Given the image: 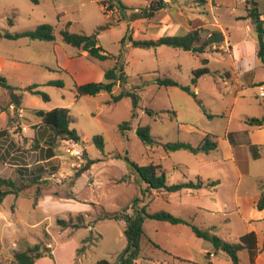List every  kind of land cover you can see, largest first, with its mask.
I'll use <instances>...</instances> for the list:
<instances>
[{
	"label": "rangeland",
	"instance_id": "rangeland-1",
	"mask_svg": "<svg viewBox=\"0 0 264 264\" xmlns=\"http://www.w3.org/2000/svg\"><path fill=\"white\" fill-rule=\"evenodd\" d=\"M101 1H106L105 15ZM107 1L38 0L35 4L30 0H0V36L6 32L15 34L31 31L41 25L53 28L57 42H61L60 32L63 30L88 36L96 33L98 44L118 58L103 62V66L109 70L118 61L123 73L117 74L124 76V82L121 85L117 83L111 95L100 93L93 97L76 98L75 84L69 76L61 80L64 83L62 89H40L48 95L49 101L41 100L45 107L39 110H69L73 121L70 127L81 139L77 144L83 151V157L81 161L68 158L64 154L67 143L58 140L54 158L35 164V156H39L36 153L38 142L29 143L27 139L16 141L12 154L28 156L25 158L29 159L27 163L30 167L11 165L13 169L1 163L0 178L14 182L19 192L18 196L7 195L0 204V264H13L14 253L39 243L42 252L47 254L36 260V264H96L100 260L117 262L127 245L123 234L124 224L103 218L105 214L118 213L125 208H128L127 213H133L129 208L136 198L141 200L139 206H146L149 214L165 211L174 216L184 213L179 207L166 203L161 196L143 197L140 194L141 184L125 158L138 166L150 163L161 165L169 184L177 183L180 174L195 182L196 175H199L196 173L202 168L198 157L187 151L166 152L161 146L149 148L143 145L136 135V129L148 126L152 138L161 144L184 142L197 147L203 140V133L223 136L227 119L223 120L222 115L227 117L232 108L231 127L241 121V114L250 113L259 118L260 113L264 112V96L260 95L258 87L245 88L242 96L236 92L232 72L235 60L228 55L231 51L226 42L202 55L167 46L146 49L133 47L127 42L122 44L128 27L134 40L156 41L164 37H180L195 28L211 30L219 26L227 31L225 35L229 38L234 54L235 45L243 40L241 49L248 55L253 70L250 75L239 77V81H262L264 67L257 56L250 57L252 49L257 47L253 26L250 33L244 21L235 19L246 13L244 1L206 0L202 4L199 0H164L166 7L146 19H135V16L147 10L152 0H121L128 8L126 11H120L117 7L110 9ZM40 44L52 46L53 43L29 39H21L18 43L6 40L0 41V49L11 53L21 52L24 59L31 63L30 70H34L32 65L40 63L34 45ZM66 48L73 50L69 46ZM14 56L18 57L17 54ZM40 59L55 65L51 49ZM204 59L208 61L210 74L200 81L196 95L212 118H208L196 101L180 88L160 87L156 83L157 79L170 78L194 91V87H191L192 72L203 67ZM226 72L232 75L230 79L225 75ZM123 91L139 95L134 119H131L133 106L130 98L125 97L118 102L112 100L113 96ZM33 98L28 93L24 105L27 107L28 101ZM147 111L157 115H149ZM172 113L176 118H172ZM125 122H130V129L122 134L119 127ZM97 136L103 140V151L93 142ZM204 154L200 152L199 156L204 158ZM211 156L207 160H211ZM252 164L255 169L264 168V160L253 161ZM38 166L42 177L35 184L28 182L30 177L19 176L16 170L26 168L25 174L31 176L32 168ZM228 167L233 168L230 164ZM210 168L214 169L201 173L205 176L216 175V168L221 167ZM0 190L13 191V188L3 185ZM220 190V199L225 200L224 203L228 204L226 208L231 210L230 191ZM185 191L170 196L180 195L184 198ZM187 202L193 203L194 200L190 198ZM199 203L205 205L208 211L204 210L196 220L192 218L188 221L200 228L214 226L213 234L228 243H238L235 237L243 231L238 218L223 215L219 210L223 208L214 205V200L208 197ZM78 216L83 217L79 229L62 228L57 224L58 220H63L75 225ZM143 233L141 259L136 264H188L175 260L171 255L191 261L192 264H232L226 255L216 253L208 242L201 241V248L193 244L185 248L183 242L190 244V240H196L188 227H173L148 219L143 223ZM208 252L215 256L207 258ZM239 259L240 264H247V253H239Z\"/></svg>",
	"mask_w": 264,
	"mask_h": 264
},
{
	"label": "crops",
	"instance_id": "crops-1",
	"mask_svg": "<svg viewBox=\"0 0 264 264\" xmlns=\"http://www.w3.org/2000/svg\"><path fill=\"white\" fill-rule=\"evenodd\" d=\"M242 1L246 3L247 0ZM248 1H252L253 3H255L259 9V12L264 13V0ZM260 2H262V4H259ZM246 16L247 12L243 16L235 17V19L238 21H244L247 25L246 28L251 33L252 30L250 29H252V24L250 22V19H247ZM260 18L263 19L262 16ZM217 28H219V30H221L224 35L225 32H227L219 26ZM225 39V42L227 43V46H229L228 48H230L231 51V53L228 55L233 60H235L232 72L235 76L236 92H239V95L242 96L245 92V88L257 87L256 85L263 82L264 79L256 83L252 80L247 81L246 83H241L239 81V77L250 75L253 68L250 64L248 55L244 54L241 49L243 40L235 45L236 54H234V49L232 48V46H230L228 36H226ZM6 40L8 39L0 37V41ZM20 40L21 39L14 40V42L18 43ZM48 43L53 44L52 46H45L43 44H40L39 46L34 45V51H36L38 57L37 60H40V63L38 65H32V67H34V70H30L29 66L31 65V63L24 59V54L21 55V52L11 53L0 49V51H2V53L0 52V77L4 78L6 84L12 88L11 91H8L2 87L0 88V155L6 157L7 163L5 162L3 164H8V168L15 169L14 167H21L22 165L24 167H30V165H28L27 163L29 159L27 158L26 160L25 158L28 156L22 154H12V151L14 150V144H16V141L18 139H27L29 143L38 142L39 149L36 153H38L39 156H35V159L37 160L35 164H41L43 162L45 163L54 158V153L53 155H51V157H47L48 153L46 152V146H43V143L48 139V131L41 127V120L34 113L35 111H38L39 108H44L45 105L41 101L42 99L40 97L33 96L27 90V88L37 85V90H40L41 88L47 87L44 86V84L48 81L54 78L63 80L64 76L71 77L74 84L76 85H83L91 82L98 83L104 80V73L106 70H108V68L103 66V62H98L90 59L87 56L86 52H81L73 47V50H68V48H66V46L68 45L62 44V41L57 42L55 40L54 42ZM50 49L55 58V65H50L49 62H45L40 59V57ZM252 51L253 54L250 55V57L257 56L258 43L257 47L254 50L252 49ZM15 54H17L18 57H15ZM51 75L53 76L50 77ZM225 75L228 79L232 77V75L228 72H226ZM206 76L200 78L196 83L193 89L195 94L197 92V87L200 81L205 79ZM259 88L260 87H258V89ZM225 90H227V87H225ZM28 93L34 98L28 101L26 107L24 105V99L28 95ZM233 111L234 108L229 111L230 113L227 117L222 115L223 120L225 118L227 119V128L225 129L222 137L206 133L202 134L203 138L206 135L214 136L217 139V149L215 151H212L211 153L209 152L208 154H204V158L199 156L200 153L195 155L202 163V168H199L196 173L199 175H196L195 182L197 180H201L204 183L208 181H217L218 184L214 187L201 188L198 190L188 189L184 192V198L180 195L170 196L169 193H158L156 191H152L151 196H161L166 203L175 205L182 209V211L184 210L183 215L174 216L185 220H196L201 212H204V210L208 211L205 205L199 203L201 200L204 201V199L207 197L210 200H214V205H220L223 208L219 209L221 210V213L223 215L235 216L236 218H238L240 225H242L243 231L235 237V240L239 242L244 235L248 233L255 234L257 241L256 255L251 258L248 249H244L241 251L247 253V264H264V168L255 169L253 167L254 164H252L253 161L264 160V125L262 127H254L249 126L245 123V121L249 119H264V112L260 113L261 117L259 118L250 115V113L241 114V121L236 126L231 127L233 126ZM249 145L257 147V153L260 155L259 159L254 160L252 158L249 152ZM209 155H212L211 160H207ZM229 164L232 165L233 168H229ZM11 165H14V167H12ZM213 166L221 167L216 168V175L206 174L205 176V174L201 173L205 171H212V169L214 168L210 167ZM224 166L226 167L223 168ZM1 167L2 165L0 163V168ZM175 169L176 171H178V168ZM179 178L180 179H178L179 181L177 183H185L189 181L193 182L192 180H187L181 174ZM168 185L171 184L168 183ZM220 189L230 191V195L232 197L231 210L226 208V205L228 204L224 203L225 200L222 201L220 199L219 191H222ZM190 198H193V203L187 202V199ZM260 200L262 205L261 209L258 208V202ZM226 202H229V200H226ZM213 211L215 210H211L210 212ZM171 226L187 227L185 225ZM202 229H207L212 233V231L215 230V227L207 226V228ZM195 239L196 240H190V244L183 242L184 247L186 248L193 244L201 248L202 240L197 238ZM208 254H210V256L212 257L215 256L211 252H208ZM172 256L176 258L175 260L192 264L191 261H185L177 256ZM34 264H36V261Z\"/></svg>",
	"mask_w": 264,
	"mask_h": 264
},
{
	"label": "trees",
	"instance_id": "trees-1",
	"mask_svg": "<svg viewBox=\"0 0 264 264\" xmlns=\"http://www.w3.org/2000/svg\"><path fill=\"white\" fill-rule=\"evenodd\" d=\"M33 3L37 4L38 0H30ZM200 3L205 4L206 0H199ZM109 8L112 9L117 7L120 11H126L128 8L124 6L121 0H108ZM102 9L104 15L106 14L104 11V6L106 1H101ZM246 12L247 19H250V22L253 26V30L256 34L257 43H258V51L257 56L260 59L263 67H264V13H260L257 5L252 1L246 2ZM250 5L251 7H249ZM166 7V3L164 0H152L148 6V9L142 11L135 16V19H146L151 17L156 12L164 9ZM263 17L261 19L260 17ZM12 25V23H10ZM4 37L8 40H19V39H29L31 41H41V42H54L56 40L53 34V28L49 25H41L35 28L34 30L9 34L5 33ZM61 41L70 47H73L81 52H86L87 56L98 62H106L109 60H117L118 58L114 55L108 53L104 50L99 44L97 40V34L88 36L85 34H72L67 30H63L60 32ZM225 35L219 29H194L188 31L185 35L180 37H164L160 38L156 41H140L134 40L131 36L130 28L128 27L126 36L122 40V44L125 42L132 45L133 47L139 48H157L160 46H167L173 49H180L185 52H190L193 54L202 55L211 51V49L220 47L225 43ZM122 54V53H121ZM120 54V56H121ZM119 56V57H120ZM203 67L192 72L191 78V87H195L198 80L206 75L210 74V70L208 69V61L206 59L202 60ZM123 73V67L119 65L118 61H116V65L109 70H106L104 73V81L98 83H86L83 85H74L75 96L79 98L81 96H96L100 93L112 94L113 88L119 83L121 85L124 82V76H118ZM156 83L160 87H178L183 92L192 97L198 106L201 108L202 112L208 116V118H212L213 116L208 115L200 100H198L197 95L192 91L190 87H183L177 81L172 80L170 78L157 79ZM47 87H56V88H64V83L61 80L56 81H48L44 84ZM257 87L264 86V81L260 84L256 85ZM0 87L11 91L12 88L6 84L4 78L0 77ZM38 86H30L27 90L33 95L40 97L44 102L49 101V97L44 92L37 90ZM128 97L132 101L133 111L131 115V119L136 117V109L139 101V95L132 93L130 91H123L117 96H113V102H118L121 99ZM264 102V100H263ZM35 115L41 120V127L48 131V139L45 141L46 152L48 153L47 157H51L55 150V143L58 140H63L65 143L69 141H73L75 143H80L81 139L78 136L77 132L71 129L72 118L69 115V110L64 108H55L50 111H42L38 110L34 112ZM149 115H157L155 112L147 111ZM172 118H176V115L172 113ZM245 123L249 126L254 127H262L264 125V119H249L246 120ZM120 132L124 134L126 131L130 129V122H125L120 125ZM136 135L143 145L153 148L155 146L163 147L166 152H176V151H187L191 154H198L203 152L208 154L209 152L215 151L217 149V139L214 136L206 135L200 145L194 147L189 143L184 142H175L169 144H161L158 141H155L151 134L150 128L148 126L138 127L136 129ZM96 147L103 151V140L100 136H97L93 139ZM249 152L254 160L259 159L260 155L257 153L256 146H248ZM127 163L130 166L131 172L136 175L141 184L140 194L143 197L151 195L152 191L156 192H165V193H176L181 190L188 189H201V188H209L214 187L218 184L215 182H202L201 180H197L196 182H185V183H176L168 185L166 180V174L163 170L162 166L159 164L150 163L147 166H138L137 164L131 162L127 157L125 158ZM6 157L0 155V163H5ZM7 163V162H6ZM15 165V164H14ZM26 165V164H25ZM20 168H16L17 173L21 177H30L29 183L35 184L42 177V171L40 166L37 168H32L31 176L25 174L26 168L22 170H18ZM7 186L8 188H13V191H1L0 190V204L3 199L9 194H15L18 196L19 188L16 187L15 183L8 180L0 178V186ZM141 200L136 198L132 202L131 209L133 213H127L128 208L123 209L118 213H110L105 214L103 218L112 219L115 221H121L124 224L123 234L126 239L127 245L123 252L119 255L117 262L110 263L107 260H100L96 264H136V262L141 259V242L143 239V223L145 220H154L162 223H168L170 225H185L190 228L192 234L195 238L200 239L202 241L210 243L215 252H221L227 256L229 261L232 264H240L239 253L248 249L249 255L253 258L256 255V236L254 233H248L244 235L240 241L236 244L228 243L217 235L209 232L207 229L199 228L193 225L190 221L175 217L170 213L165 211H160L157 213L149 214L146 211V206H139ZM261 200L258 202V208L261 209ZM77 222L75 225H72V222H66L63 220H58L57 224L62 228L72 227L74 229H79L80 224L83 221L82 216H78L76 218ZM154 247L157 245L153 244ZM80 251V250H79ZM47 253L42 252V245L36 244L31 247H27L24 251L16 252L13 255V264H34L36 260L42 259L46 257ZM171 255V254H170ZM172 256V255H171ZM210 254H207L208 258ZM173 257V256H172ZM176 259L175 257H173Z\"/></svg>",
	"mask_w": 264,
	"mask_h": 264
},
{
	"label": "built area",
	"instance_id": "built-area-1",
	"mask_svg": "<svg viewBox=\"0 0 264 264\" xmlns=\"http://www.w3.org/2000/svg\"><path fill=\"white\" fill-rule=\"evenodd\" d=\"M260 95L264 96V87L259 88ZM64 154L68 158H73L77 160H82L83 151L80 149L79 145L73 141H69L64 148Z\"/></svg>",
	"mask_w": 264,
	"mask_h": 264
}]
</instances>
